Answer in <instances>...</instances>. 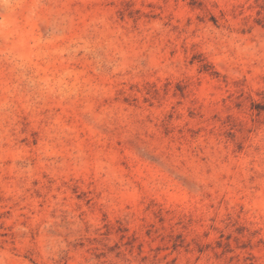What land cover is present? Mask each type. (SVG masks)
<instances>
[{"label": "rangeland", "instance_id": "374dc122", "mask_svg": "<svg viewBox=\"0 0 264 264\" xmlns=\"http://www.w3.org/2000/svg\"><path fill=\"white\" fill-rule=\"evenodd\" d=\"M0 264H264V0H0Z\"/></svg>", "mask_w": 264, "mask_h": 264}]
</instances>
